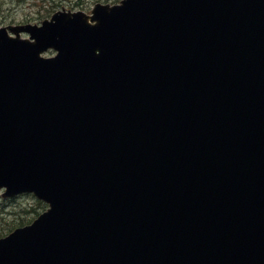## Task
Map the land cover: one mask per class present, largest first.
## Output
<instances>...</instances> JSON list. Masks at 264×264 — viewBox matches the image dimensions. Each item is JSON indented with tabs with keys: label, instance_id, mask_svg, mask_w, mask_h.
Returning <instances> with one entry per match:
<instances>
[{
	"label": "water",
	"instance_id": "obj_1",
	"mask_svg": "<svg viewBox=\"0 0 264 264\" xmlns=\"http://www.w3.org/2000/svg\"><path fill=\"white\" fill-rule=\"evenodd\" d=\"M2 187L0 264H264V0L0 26Z\"/></svg>",
	"mask_w": 264,
	"mask_h": 264
},
{
	"label": "rangeland",
	"instance_id": "obj_2",
	"mask_svg": "<svg viewBox=\"0 0 264 264\" xmlns=\"http://www.w3.org/2000/svg\"><path fill=\"white\" fill-rule=\"evenodd\" d=\"M119 0H0V24L40 22L62 8L89 11L96 2ZM48 54H52L49 52ZM47 207L33 194L4 198L0 193V236L34 219Z\"/></svg>",
	"mask_w": 264,
	"mask_h": 264
}]
</instances>
